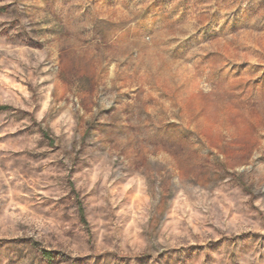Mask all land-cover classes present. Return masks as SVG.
Segmentation results:
<instances>
[{
	"label": "rangeland",
	"instance_id": "rangeland-1",
	"mask_svg": "<svg viewBox=\"0 0 264 264\" xmlns=\"http://www.w3.org/2000/svg\"><path fill=\"white\" fill-rule=\"evenodd\" d=\"M0 264H264V0H0Z\"/></svg>",
	"mask_w": 264,
	"mask_h": 264
},
{
	"label": "trees",
	"instance_id": "trees-1",
	"mask_svg": "<svg viewBox=\"0 0 264 264\" xmlns=\"http://www.w3.org/2000/svg\"><path fill=\"white\" fill-rule=\"evenodd\" d=\"M2 109L4 110L5 107H2ZM72 188L74 190L73 185H72ZM74 194H75V204H76L78 220L83 225V227L86 229V231L90 233V225L87 221L86 210L84 208L83 202L81 201L79 194L75 193V190H74Z\"/></svg>",
	"mask_w": 264,
	"mask_h": 264
}]
</instances>
